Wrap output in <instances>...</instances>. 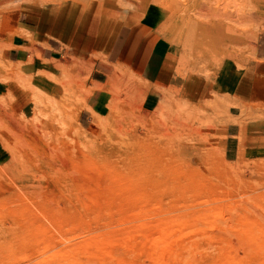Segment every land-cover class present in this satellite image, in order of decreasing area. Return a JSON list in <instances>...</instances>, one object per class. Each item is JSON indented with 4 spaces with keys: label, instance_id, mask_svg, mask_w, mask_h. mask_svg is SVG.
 I'll return each mask as SVG.
<instances>
[{
    "label": "rangeland",
    "instance_id": "1",
    "mask_svg": "<svg viewBox=\"0 0 264 264\" xmlns=\"http://www.w3.org/2000/svg\"><path fill=\"white\" fill-rule=\"evenodd\" d=\"M83 2L93 11L108 4L133 23L142 15L167 37L179 75L197 84L147 90L121 65L89 84L92 64L62 53L44 61L34 50L37 70L25 76L4 60L0 41V83L31 101L24 116L11 94L0 96V264H264V211L254 204L264 201V101L239 103L214 89L222 68L253 62L264 0ZM0 29L12 33L7 22ZM94 92L103 98L93 112ZM147 92L160 94L152 112L142 110ZM194 185L218 193L197 195L189 211L223 208L225 219H184L186 207L162 195ZM173 224L201 232L136 233Z\"/></svg>",
    "mask_w": 264,
    "mask_h": 264
},
{
    "label": "crops",
    "instance_id": "2",
    "mask_svg": "<svg viewBox=\"0 0 264 264\" xmlns=\"http://www.w3.org/2000/svg\"><path fill=\"white\" fill-rule=\"evenodd\" d=\"M102 7L106 21L99 14ZM114 8L105 4L93 11L83 0H0V26L7 22L12 30L11 34H5L0 29V41L8 46L4 60L19 66L23 75L29 76L37 70L32 50L44 61L57 60L62 53L67 55V61L92 64L89 84H103L107 72L121 65L135 72L147 90L157 88L163 93L191 88L192 91L197 81L194 84L189 75H179V62L171 52L167 37L155 31L142 15L133 23L129 14L119 13ZM214 89L239 103L264 101V36L259 37L254 60L248 68H222ZM6 94L13 97L12 108L25 116L31 108V101L25 100V92L14 83H0V96ZM101 98L102 95L94 92L91 111L99 107ZM159 101L160 94L147 92L142 110L154 111Z\"/></svg>",
    "mask_w": 264,
    "mask_h": 264
},
{
    "label": "bare ground",
    "instance_id": "3",
    "mask_svg": "<svg viewBox=\"0 0 264 264\" xmlns=\"http://www.w3.org/2000/svg\"><path fill=\"white\" fill-rule=\"evenodd\" d=\"M176 137V136H175ZM117 142V140H116ZM120 143V142H119ZM118 144V142H117ZM146 146V145H145ZM139 149V148H138ZM154 149V148H153ZM159 150V149H158ZM129 153V152H128ZM126 154V153H125ZM155 154V153H154ZM156 155V158H157V154ZM163 155V154H160V156ZM125 156V155H124ZM129 156V155H128ZM152 157V156H151ZM150 157V158H151ZM159 157V156H158ZM168 157V156H166ZM154 158V157H152ZM163 157H161L162 159ZM166 159V158H165ZM138 160V159H137ZM147 160V159H146ZM157 160V159H156ZM159 160V159H158ZM139 161V160H138ZM151 161V160H150ZM155 161V160H153ZM163 161H167V160H164ZM156 162V161H155ZM152 163V162H151ZM163 163V162H162ZM129 164V162H128ZM227 168V167H226ZM178 171V170H177ZM176 171V172H177ZM184 171V170H183ZM230 171V170H229ZM161 172L163 171H155V173H151V174H154V175H157V174H160ZM165 174V173H164ZM155 177V176H154ZM158 177V175H157ZM165 177V176H164ZM174 178V176H173ZM164 179V178H163ZM193 179V178H192ZM157 181V180H156ZM159 181V180H158ZM153 183V182H152ZM182 183V182H181ZM170 185V184H169ZM222 185V184H221ZM143 187V186H142ZM170 187V186H169ZM167 187H164L163 190H162V195L164 196H168V199L170 200V204H172L173 207H177V206H185L186 209L188 210H185L187 211V214L184 215V219H187V220H192V221H196L198 222V224L202 225V224H206L208 223L207 221L209 219H225L224 218V214L228 211H226L225 209L223 208H210L209 210H207L206 212H199V213H194L192 211H189V209L191 208L190 206L195 204V198H197V195H201L203 196V194H206L207 195H210L211 198H215V195H217V191H214L213 188L211 187H192V188H186V187H172V188H168L166 189ZM144 189V188H143ZM154 189V188H153ZM229 190V189H228ZM142 192V191H141ZM148 195V194H147ZM134 196V195H133ZM159 196V195H158ZM141 197V196H140ZM157 198H160V197H157ZM214 200V199H213ZM164 201V200H163ZM197 202V201H196ZM201 202V201H199ZM253 203V200L251 201ZM167 204V202H165ZM217 203V202H216ZM239 203V202H238ZM75 204V202L73 203ZM230 204V203H229ZM254 204L255 206H257L258 208H260L261 210L264 211V201L259 199V197L256 199V201H254ZM169 205V203H168ZM234 205V204H233ZM240 205V204H239ZM238 205V206H239ZM170 206V205H169ZM199 206V205H198ZM196 206V207H198ZM200 207V206H199ZM216 207V206H215ZM167 208V207H166ZM193 208V207H192ZM168 209V208H167ZM237 209V208H236ZM81 210V209H80ZM181 211H183L182 209H180ZM176 211V210H175ZM157 212V211H156ZM244 212V211H243ZM159 213V211H158ZM105 214V212H104ZM165 215V214H164ZM164 215H159L160 217L161 216H164ZM158 215H156L157 217ZM234 216V215H233ZM235 219H238L239 216L238 215H235ZM155 217V216H153ZM183 218V217H181ZM149 220V218H146ZM101 222V221H100ZM99 222V223H100ZM149 223V222H148ZM251 224V223H250ZM252 225V224H251ZM198 226V225H197ZM196 225L192 226V228L189 230V229H185V228H181V225L179 224H173L169 227H171V229L173 227H176V230L175 231H172V230H168V231H163V230H155V229H152V228H149V227H139L138 230H137V234L139 235H144V236H147V237H151V236H160L161 234H163L164 232L166 233H182V234H187V233H197V232H201L198 230ZM254 226V224H253ZM181 228V229H180ZM203 228V227H202ZM39 229V228H38ZM180 229V230H179ZM188 231L187 233H184V231ZM163 231V232H162ZM132 234V233H131ZM132 236V235H131ZM132 243V242H131ZM90 245V244H89ZM88 245V246H89ZM96 249V247H95ZM94 249V250H95ZM79 251V250H78ZM94 252V251H93ZM87 255V254H86ZM90 255V254H88ZM100 256V255H99ZM90 257V256H88ZM101 257V256H100ZM91 258V257H90ZM110 260V259H109ZM156 260V259H155ZM100 261V260H99ZM98 261V262H99ZM153 261V260H152ZM125 262V261H124ZM155 262V261H154ZM162 262V261H161ZM160 262V264H161ZM107 263V262H105ZM159 264V263H158ZM165 264V263H163Z\"/></svg>",
    "mask_w": 264,
    "mask_h": 264
}]
</instances>
